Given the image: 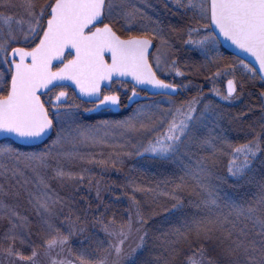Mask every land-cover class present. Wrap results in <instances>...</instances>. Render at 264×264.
Wrapping results in <instances>:
<instances>
[{
  "label": "snow or ice",
  "instance_id": "1",
  "mask_svg": "<svg viewBox=\"0 0 264 264\" xmlns=\"http://www.w3.org/2000/svg\"><path fill=\"white\" fill-rule=\"evenodd\" d=\"M0 8V175L26 190L33 213L0 205V264H177L178 256L264 264V91L258 115L245 91L264 86V0H0ZM226 44L237 51L225 55ZM182 69L208 75L193 84ZM73 86L92 108L70 102L63 89ZM149 91L159 99L137 103ZM100 110L120 118L84 123ZM133 158L171 178L152 187L130 180L135 210L126 220L110 218V205L78 209L74 194L61 195V185L76 193L89 183L90 166ZM161 186L162 206L136 198ZM86 212L95 213L88 235ZM76 235L84 239L72 255ZM150 249L161 255L141 260Z\"/></svg>",
  "mask_w": 264,
  "mask_h": 264
},
{
  "label": "trees",
  "instance_id": "2",
  "mask_svg": "<svg viewBox=\"0 0 264 264\" xmlns=\"http://www.w3.org/2000/svg\"><path fill=\"white\" fill-rule=\"evenodd\" d=\"M42 2V0H41ZM158 2V0H157ZM11 11H14L13 13ZM0 12H5L4 9L0 8ZM21 14L19 9H11L8 11L7 14ZM179 39V38H177ZM223 50V49H222ZM225 55H230V53L225 52ZM193 59V57H192ZM194 60L197 63L203 62L200 58H194ZM186 73H190L189 79L193 84H202L203 78L201 70L199 73L190 72L189 69H182ZM215 69H213L214 71ZM245 87H247V93H251V96L249 97L250 102H253L256 104L257 107V115L259 114V96L258 93L261 91H264V86L261 85L259 81L247 84ZM196 91L193 90L192 92H189L188 96H194L196 95ZM183 98V97H181ZM72 102H76L81 105L82 109L89 108L90 106L88 104H85L79 100H77L74 96H72L71 99ZM119 116L113 115V114H101V115H88L87 113H84L83 121L84 123H95L97 120L100 119H118ZM135 142V141H134ZM237 143H243V139H238L235 141ZM6 142H1L0 146H3ZM97 151H100L98 149ZM103 151L108 152L111 151V149H103ZM143 162H137L135 158L128 160L125 162L123 166L117 165L116 168L108 167V168H100L98 166H90L91 171L89 173V183H84L81 186H76L79 191L76 193H72V187H64L63 185L60 186L61 195H64L65 193L74 194L76 198L77 208L78 209H87L89 206H91L92 209H95L98 204H105L111 206L110 211V218L111 215L114 214L115 217L119 220L121 218L127 219V213L134 212V205H132L130 201V197L132 196V192L129 190L127 185L129 184L130 180H136L137 183L143 182L145 186H155L159 181L165 179L166 176L168 178H171L170 173H165L163 169H160L158 166H152V167H143ZM69 165L73 168V170H76L81 167L78 163H74L72 161H69ZM164 173V174H162ZM29 177L31 174H28ZM159 195L155 197H148V196H140L138 195L136 198L138 200H141L148 206V208L155 209L158 205H164L167 203L166 198L163 195V186L160 187ZM97 192L100 194V199L97 200ZM114 197H119V202H117ZM153 200H156L157 204L153 203ZM8 204L9 206L15 207L22 215H28L31 216L32 213V207L28 202L27 199V192L24 188H22L15 179L5 177L3 175H0V205ZM81 214L79 211H77V215ZM88 216L89 222L83 226L87 228V232L85 235L92 234L93 233V223L92 218L95 215V213L86 212L84 213ZM3 217V211L0 209V219ZM159 217H157V220ZM250 227V225H249ZM95 232L99 234L98 238L100 240L104 239V236L101 234V230L98 226L95 227ZM73 242L70 243L68 247V251L72 253V255H76V248L78 247V244L75 243L76 240H83V235H76L72 238ZM128 243L136 245V237L133 236L131 240L128 241ZM161 253L150 249L149 251H145L141 256V260H151L155 259L156 257L160 256ZM53 259H70L71 257L68 256L66 253L57 255L56 253L52 254ZM181 258L177 257V264H180ZM47 259L45 258L42 260V264H46Z\"/></svg>",
  "mask_w": 264,
  "mask_h": 264
},
{
  "label": "rangeland",
  "instance_id": "3",
  "mask_svg": "<svg viewBox=\"0 0 264 264\" xmlns=\"http://www.w3.org/2000/svg\"><path fill=\"white\" fill-rule=\"evenodd\" d=\"M15 10V9H14ZM12 13L14 12V11H11ZM15 14V13H14ZM133 31H135V25H133ZM221 51H223L222 49H221ZM194 58H200L202 61H203V58L201 57V56H194L193 57V60H194ZM204 62V61H203ZM201 74H202V78L204 77V76H206V75H208V73L207 72H201ZM0 79H2V78H0ZM179 80H180V78L179 77H177V82H179ZM224 85H226V79L224 80V84H218L217 86L218 87H223ZM119 85H116L114 88H117ZM124 88L125 89H129V88H131V85H125L124 84ZM138 91V90H137ZM245 91H246V93H247V87H245ZM205 92H207V88H205ZM122 99H123V96H122ZM156 99H159V98H156ZM136 100H137V103H141V104H143V103H147V102H149V101H146V100H144V99H142L141 98V94H140V97H137L136 98ZM70 102H72V101H70ZM76 103V102H75ZM76 104H78V103H76ZM93 107V105H91L89 108H92ZM132 107L134 108V107H136V104L134 103L133 105H132ZM82 108V107H81ZM88 115H101V114H111V113H109V112H106V111H104V112H98V113H87ZM68 164H69V162H67ZM128 245L129 246H131V247H135L133 244H131V243H128ZM54 259H56V258H54ZM63 259H65V258H63ZM47 264V263H46Z\"/></svg>",
  "mask_w": 264,
  "mask_h": 264
},
{
  "label": "water",
  "instance_id": "4",
  "mask_svg": "<svg viewBox=\"0 0 264 264\" xmlns=\"http://www.w3.org/2000/svg\"><path fill=\"white\" fill-rule=\"evenodd\" d=\"M225 48H229V51L228 52H230V53H235L237 50L235 49V48H230L227 44L225 45ZM250 59V58H249ZM68 83H70V82H68ZM70 88H72L73 90H74V92L76 91L75 89H74V86L73 87H70ZM150 95H151V91H149L148 92ZM78 97V96H77ZM79 98V97H78ZM80 99V98H79ZM81 100V99H80ZM83 101V100H82ZM101 111H104V110H100L99 112H101ZM115 111H118V110H115ZM98 113V112H97ZM2 141H4V139L2 138V137H0V142H2Z\"/></svg>",
  "mask_w": 264,
  "mask_h": 264
},
{
  "label": "flooded vegetation",
  "instance_id": "5",
  "mask_svg": "<svg viewBox=\"0 0 264 264\" xmlns=\"http://www.w3.org/2000/svg\"><path fill=\"white\" fill-rule=\"evenodd\" d=\"M121 83V82H120ZM120 83L119 82H117V83H115V84H117V85H120ZM115 84H114V86H115ZM126 85V84H125ZM113 86V87H114ZM64 90V89H63ZM122 94V96H123V99H124V93L122 92L121 93ZM145 96V94L143 93V92H141V98L143 99V97Z\"/></svg>",
  "mask_w": 264,
  "mask_h": 264
}]
</instances>
